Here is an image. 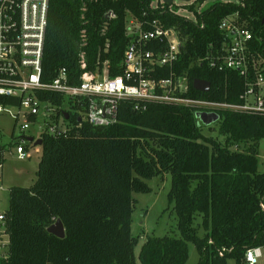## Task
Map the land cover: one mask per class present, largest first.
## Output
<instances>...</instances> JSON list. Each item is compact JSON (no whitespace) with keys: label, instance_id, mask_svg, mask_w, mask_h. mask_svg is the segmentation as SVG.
Segmentation results:
<instances>
[{"label":"trees","instance_id":"obj_1","mask_svg":"<svg viewBox=\"0 0 264 264\" xmlns=\"http://www.w3.org/2000/svg\"><path fill=\"white\" fill-rule=\"evenodd\" d=\"M152 1L49 0L42 81L51 82L65 69L69 83L79 84L81 53L87 71L101 73L107 66L109 77L121 74L131 40L127 23L133 17L145 29L156 20L178 31L184 50L174 70L187 73V96L242 102L245 80L238 71L196 61L210 44H223L219 24L231 13L262 29L264 0H215L199 13L203 0H194L187 7L196 21L177 13L180 5L155 8ZM160 72L169 74L167 68ZM197 78L210 82L208 92L193 88ZM39 96L61 102L56 93ZM3 102L13 99L0 96ZM217 113L222 139L205 135L196 109L182 104L122 99L117 121L106 126L78 125L77 115L69 113L70 130L56 137L42 135L36 180L7 189L10 264H137L132 194L150 192L146 180L166 173L171 174L168 203L179 236L148 235L140 264H185L189 242L199 253L196 264H227L228 259L247 264V249L264 248V171L258 170L257 157L264 115L229 109ZM58 218L64 238L47 231Z\"/></svg>","mask_w":264,"mask_h":264},{"label":"built area","instance_id":"obj_2","mask_svg":"<svg viewBox=\"0 0 264 264\" xmlns=\"http://www.w3.org/2000/svg\"><path fill=\"white\" fill-rule=\"evenodd\" d=\"M193 1L186 4L191 5ZM160 3L162 0L153 7L157 8ZM48 6L49 0H0V96L13 99L12 103H0V114H10L23 133L17 137L19 159L31 157L28 143L42 138L44 133L56 137L70 130L73 123L69 113L77 115L78 125L83 121L95 126L116 122L122 99L182 104L195 108L197 113L229 109L264 115V27L255 29L238 12L225 16L219 24L225 39L223 44H210L205 56L196 61L201 65L206 63L209 68L236 70L244 78L242 102L228 103L187 96L188 75L185 71L174 70L184 50V40L178 31L156 20L145 29L133 17L127 23L131 40L124 52L121 74L109 77L107 66L101 73L87 71L84 53H81L84 72L79 84L69 83L65 69H61L51 82H43ZM196 10L199 13L200 6ZM185 17L197 20L196 14ZM154 43H166V47L153 49ZM163 68L168 69V75L161 74ZM42 92L59 94L61 102L42 99L39 96ZM66 113L68 118H65ZM20 118H23L22 123H19ZM26 131L31 132L26 135ZM29 137L33 140L29 141ZM9 247L10 238L2 212L0 264H10ZM262 249H247L246 263L258 264L263 257Z\"/></svg>","mask_w":264,"mask_h":264},{"label":"rangeland","instance_id":"obj_3","mask_svg":"<svg viewBox=\"0 0 264 264\" xmlns=\"http://www.w3.org/2000/svg\"><path fill=\"white\" fill-rule=\"evenodd\" d=\"M215 0H203L200 4V9L207 6L210 2ZM238 2V0H222ZM158 0H153L152 5L155 6ZM176 5H180L179 13L184 16L193 17L195 15L193 10L187 7L186 2L174 0ZM108 74V73H107ZM23 122L20 118L19 123ZM31 131H26V135ZM202 132L205 135H212L222 139L223 135L219 132L217 122L210 125L203 124ZM23 133L19 129L18 123L15 124L13 117L4 112L0 114V147L3 152V162L0 167V212L8 206V190L7 187L12 184L31 185L37 178L34 160L36 156H40L34 149H41L40 145H35L34 141L29 142V152L33 153L31 159H19L16 154L17 137ZM15 137V138H14ZM238 148L237 146H235ZM241 148V146H239ZM0 152V153H1ZM258 170L264 171V139L259 142L258 147ZM34 180V181H33ZM151 187V191L147 193H133L135 199L134 211L132 213V233L137 237V245L135 247V256L137 264H140L139 252L141 246L148 235L163 236H179V231L176 227L177 217L172 210V206L168 203V192L171 187V174L166 173L162 176H155L146 180ZM2 186V187H1ZM201 219L196 220L199 222ZM200 234L203 230L200 228ZM263 257L260 258L258 264H264V248ZM199 260V253L194 243H188V259L185 264H196ZM227 264H235L232 259L227 260Z\"/></svg>","mask_w":264,"mask_h":264},{"label":"water","instance_id":"obj_4","mask_svg":"<svg viewBox=\"0 0 264 264\" xmlns=\"http://www.w3.org/2000/svg\"><path fill=\"white\" fill-rule=\"evenodd\" d=\"M180 1L190 2L192 0H180ZM162 2L171 5L173 4L174 0H162ZM192 85L194 89L201 91V92H208L210 89V82L204 79H200V78L194 79ZM196 116L201 121V123L205 125H210L214 122H217L220 119V115L216 112L201 111V112H198ZM68 117L69 115L66 113L65 118H68ZM28 139L29 141H32L33 137H29ZM34 144L41 146L42 138L35 140ZM47 231L55 235L56 237H59V238L65 237V227L60 218L56 219L55 222L47 228Z\"/></svg>","mask_w":264,"mask_h":264},{"label":"crops","instance_id":"obj_5","mask_svg":"<svg viewBox=\"0 0 264 264\" xmlns=\"http://www.w3.org/2000/svg\"><path fill=\"white\" fill-rule=\"evenodd\" d=\"M34 151H35V153L38 152V153L40 154V156H36V159L34 160V162H35V163H34V164H35L34 168H36L35 172H37L38 165H39V162H40V159H41V149L36 148V149H34ZM1 154H2V156H3V152H1ZM30 154H31V157H30V158H27V159H31L32 156H33V153L31 152V150H30ZM33 181H34V180H33ZM13 185L27 186V185H25V184L17 183V184H12V185L8 186L7 189H8L9 187L13 186ZM1 187H2V186H1ZM5 209H6V207H5L0 213L4 212Z\"/></svg>","mask_w":264,"mask_h":264}]
</instances>
